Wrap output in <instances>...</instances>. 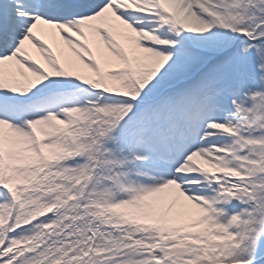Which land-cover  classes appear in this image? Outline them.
Instances as JSON below:
<instances>
[{
	"label": "snow or ice",
	"instance_id": "6c2138e0",
	"mask_svg": "<svg viewBox=\"0 0 264 264\" xmlns=\"http://www.w3.org/2000/svg\"><path fill=\"white\" fill-rule=\"evenodd\" d=\"M0 264H264V0H0Z\"/></svg>",
	"mask_w": 264,
	"mask_h": 264
}]
</instances>
